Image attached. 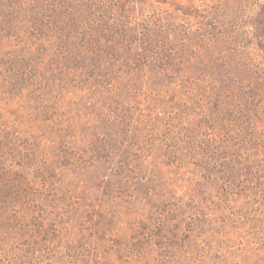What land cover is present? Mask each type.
Returning <instances> with one entry per match:
<instances>
[{
	"label": "rangeland",
	"instance_id": "obj_1",
	"mask_svg": "<svg viewBox=\"0 0 264 264\" xmlns=\"http://www.w3.org/2000/svg\"><path fill=\"white\" fill-rule=\"evenodd\" d=\"M30 1L0 0V264H264V0Z\"/></svg>",
	"mask_w": 264,
	"mask_h": 264
},
{
	"label": "trees",
	"instance_id": "obj_2",
	"mask_svg": "<svg viewBox=\"0 0 264 264\" xmlns=\"http://www.w3.org/2000/svg\"><path fill=\"white\" fill-rule=\"evenodd\" d=\"M48 2H50V0H36V2H35V0L30 1V3H31L30 8L33 10L34 19L36 21H39V23H40L39 27H41V22H42V18H40V15L43 14V9L46 7L45 5H47ZM50 5H51V3H50ZM42 6H45V7L41 11H39L40 7H42ZM49 19H50V15L48 14L46 21H50ZM43 27H45V26L43 25Z\"/></svg>",
	"mask_w": 264,
	"mask_h": 264
}]
</instances>
